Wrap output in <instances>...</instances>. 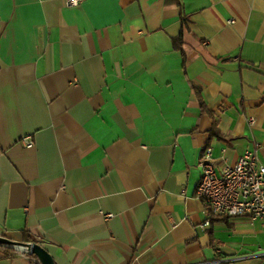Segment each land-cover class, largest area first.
Instances as JSON below:
<instances>
[{
    "label": "crops",
    "instance_id": "obj_1",
    "mask_svg": "<svg viewBox=\"0 0 264 264\" xmlns=\"http://www.w3.org/2000/svg\"><path fill=\"white\" fill-rule=\"evenodd\" d=\"M204 147L264 165V0H0L1 236L55 264H264V219L196 195Z\"/></svg>",
    "mask_w": 264,
    "mask_h": 264
},
{
    "label": "built area",
    "instance_id": "obj_2",
    "mask_svg": "<svg viewBox=\"0 0 264 264\" xmlns=\"http://www.w3.org/2000/svg\"><path fill=\"white\" fill-rule=\"evenodd\" d=\"M64 1L68 5H77L83 0ZM21 141L25 147L33 146L29 136L22 137ZM198 166L200 178L195 193L206 207L208 215L245 217L250 221L264 219V165L254 150L245 151L233 165L216 170L211 149L204 147ZM208 225L209 218H206L201 228Z\"/></svg>",
    "mask_w": 264,
    "mask_h": 264
},
{
    "label": "water",
    "instance_id": "obj_3",
    "mask_svg": "<svg viewBox=\"0 0 264 264\" xmlns=\"http://www.w3.org/2000/svg\"><path fill=\"white\" fill-rule=\"evenodd\" d=\"M0 244L11 247L18 252L27 254L28 256L33 255V258L37 260L38 264H52V257L38 243L16 241L0 235Z\"/></svg>",
    "mask_w": 264,
    "mask_h": 264
},
{
    "label": "trees",
    "instance_id": "obj_4",
    "mask_svg": "<svg viewBox=\"0 0 264 264\" xmlns=\"http://www.w3.org/2000/svg\"><path fill=\"white\" fill-rule=\"evenodd\" d=\"M174 44L175 46L177 47L179 44H178V40L174 41ZM212 134L215 135V136H219L217 131H215V129H212ZM211 218H217V219H221V220H225L227 219V217L225 216H212ZM24 242H31V243H37L38 241L35 240L34 238L32 237H29L27 236L26 238L24 237ZM0 249L3 250L4 252L8 253V254H12V253H15L17 252L16 250H14L13 248L11 247H8V246H3L0 244ZM30 257H34L33 255H29ZM52 264H55L53 259H52Z\"/></svg>",
    "mask_w": 264,
    "mask_h": 264
}]
</instances>
